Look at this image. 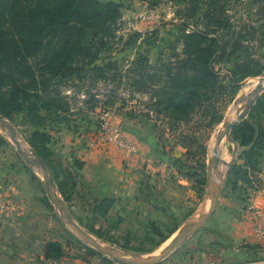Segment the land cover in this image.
<instances>
[{"label": "rangeland", "instance_id": "rangeland-1", "mask_svg": "<svg viewBox=\"0 0 264 264\" xmlns=\"http://www.w3.org/2000/svg\"><path fill=\"white\" fill-rule=\"evenodd\" d=\"M101 1L119 4L121 19L95 64L115 62L124 72L140 56H146L151 66L174 62L177 56L182 57V30L203 31L209 37L227 36L237 54L230 62L215 63L223 85L213 100L215 115L198 112L189 123H173V130L168 119L159 118L148 106L150 95L124 84L126 78L114 98L110 94L114 84L103 77L63 82L62 96L69 98L65 101L71 111L60 112L59 118L48 114L45 131L52 136L48 147L52 166L68 201L56 180L53 191L70 211L73 223L93 241L123 256L153 258L170 245L178 231L197 223L209 211L213 204L209 167L217 159V171H211L213 185L218 187L226 179L218 206L200 231L158 264H264V236L257 231V223L264 228V212H255V201H249L257 192H264V158L258 180H251L254 188L248 191L247 184L239 180L245 173L240 159L245 149L234 140L233 131L232 140L225 137L220 144H224L228 162L235 160L234 166L228 171V163L221 173V161L211 154L212 146L220 145L217 141L226 124L236 119V114L230 117L233 111L238 115L244 109L264 79V0H161L156 4L153 0ZM136 32L140 37L134 39ZM241 63L243 73L260 74L233 86L229 73ZM103 115L121 129L123 145L102 139ZM218 116L221 122L214 123ZM10 122L19 132L20 141L33 149L29 141L34 129L24 115ZM0 136V180L5 185L16 181L26 200L20 203L10 196L11 192H0L11 208L0 215V264H47L42 254L45 245L54 241L65 248V264H128L91 246L69 223L65 211L52 202L43 173L24 161L2 128ZM87 144L92 148L111 147L118 153L107 159L105 197L98 188L100 180H96L97 188L89 189L91 184L77 175L83 167L78 169L75 162H83L76 150ZM128 148L133 149L131 155ZM112 159L118 160L119 166ZM235 166L241 169L233 170ZM105 198L113 200L112 209L108 216H95L96 205ZM23 204L31 205L30 214L17 215L16 208ZM12 218L18 224L13 221V226L5 227ZM127 236L135 247L159 246L151 253H135L111 241L123 244Z\"/></svg>", "mask_w": 264, "mask_h": 264}, {"label": "trees", "instance_id": "trees-1", "mask_svg": "<svg viewBox=\"0 0 264 264\" xmlns=\"http://www.w3.org/2000/svg\"><path fill=\"white\" fill-rule=\"evenodd\" d=\"M153 1L156 4L161 0ZM120 7L101 0H0V115L10 121L24 115L34 129L29 144L52 169L66 201L64 185L52 166L48 148L52 136L45 131L48 114L59 118L60 112L71 111L65 101L69 98L62 96L63 82L103 77L114 84L110 89L114 98L126 78L124 84L150 95L148 106L159 118L168 119L173 130V123L184 120L189 123L198 112L215 115L213 100L223 89L215 63L230 62L237 54L235 44L227 36L209 37L203 31L182 30L183 53L174 62L161 61L151 66L146 56H140L124 72L115 62L95 64L121 19ZM133 37L139 38L140 33H134ZM243 67V63L236 64L229 73L231 85L260 74L243 73ZM218 122L220 116L214 118V123ZM233 137L245 149L240 157L245 173L239 180L247 184L249 191L254 188L251 180H258L264 158V94L248 118L233 129ZM75 165L78 169L83 167L80 161ZM113 205L112 199L105 198L96 205L93 214L108 216ZM111 241L135 253H151L159 246L135 247L129 236L123 244ZM44 257L60 261L67 254L63 244L54 241L45 245Z\"/></svg>", "mask_w": 264, "mask_h": 264}, {"label": "water", "instance_id": "water-1", "mask_svg": "<svg viewBox=\"0 0 264 264\" xmlns=\"http://www.w3.org/2000/svg\"><path fill=\"white\" fill-rule=\"evenodd\" d=\"M264 82V79L261 80V83ZM264 92V87L259 85V87L255 90L253 93L254 95L252 98L249 100V102L245 105L244 109H242L236 118L235 121L231 122L228 124L226 127V131L222 133L220 138L218 139V144H220L224 138L226 137L229 140H232L231 133L233 129L242 121H244L250 114L252 108L258 101V99L261 97L262 93ZM0 128H2L4 131L8 130L9 131V137L11 141L15 144L19 154L21 157L24 159V161L33 167H38L42 169L43 175L46 180V186H47V191L52 198V195L54 194L57 198V202H53L57 208L63 209L67 215V219L69 220V223H71L78 231L79 233L83 236V238L93 247L97 248L101 252H103L105 255H110L114 256L115 258L128 263V264H158L165 260L168 256H170L179 246H181L184 242H186L191 236L196 234L198 231H200L204 225L207 223L211 215L214 213L216 207L219 204L220 196L223 187L226 184V179L225 177L221 180V183L218 185V187L213 185L212 178H211V171H214L217 169V166L219 164V161L217 159H213V163L209 167V181H210V186L213 191V204L210 207L209 211L204 214L200 220L177 232L176 237L173 239V241L170 243V245L163 250L159 255L153 257V258H127L124 257L121 253H119L116 250L109 249L106 247H103L101 244L97 243L96 241H93L87 234L81 232L79 230V227L73 223L71 213L68 210V208L61 202L60 198L58 197L57 193L53 191V188H55V179L52 170L49 168V166L37 155V153L33 150L28 148L27 150H24L22 146L19 144L17 141V137L20 136L19 132L17 131L16 127L5 117L0 115ZM235 143V142H234ZM237 147L235 148L234 151V156L236 154ZM235 160L231 161L228 164V171L234 166ZM217 171V170H216Z\"/></svg>", "mask_w": 264, "mask_h": 264}, {"label": "crops", "instance_id": "crops-1", "mask_svg": "<svg viewBox=\"0 0 264 264\" xmlns=\"http://www.w3.org/2000/svg\"><path fill=\"white\" fill-rule=\"evenodd\" d=\"M76 151H77L76 156L84 164L81 171L79 173L77 172V175L80 174V175H83L85 177V180L89 184H91V187L89 189L97 188L96 187V184H97L96 180L97 179L100 180V186L98 188L101 189V191L103 192V195H104L103 197H105L106 196V194H105L106 193V186H105L106 184L104 183L105 179H103V178H105L107 176V169H105L106 166H109L107 159H111L112 156H118V153L116 152L115 149H113L111 147L102 149V148H99V146H96V147L92 148L91 145H89V144H87L86 146H79V148ZM111 161H113L114 163H116L117 166H119L117 164V162H119L118 160L116 161L115 159L114 160L112 159ZM0 167H1V165H0ZM262 177L264 179V174L262 175ZM16 186H17L16 181H10V183L5 185L0 180V192L5 191L6 195L8 192H11L10 196L12 198L14 197L15 199H17V201H20V203H22V202L24 203V201H26L24 198V195H23V193L19 192V188L17 189ZM254 201L253 202L256 204L255 206L257 207V208H254L255 212L261 211L263 209V211H261V213H263L264 212V192H262V191L257 192L255 195ZM30 206L31 205L23 204L22 206L17 207L16 208V214L19 215V213H20L24 216H26L25 214H30L29 213L31 211ZM251 215H254V213H251ZM13 221L16 222L15 224H18V222H17L18 220H16V218H12L11 222H8V224L6 223L4 226L5 227H6V225L7 226H13V223H12ZM20 231H21V229H20ZM249 235L251 236V239L254 240L253 232L250 231ZM42 260H44L45 263H47V264H65V260H67V258L65 257L60 261H51V260L45 259L44 254H42Z\"/></svg>", "mask_w": 264, "mask_h": 264}, {"label": "built area", "instance_id": "built-area-1", "mask_svg": "<svg viewBox=\"0 0 264 264\" xmlns=\"http://www.w3.org/2000/svg\"><path fill=\"white\" fill-rule=\"evenodd\" d=\"M101 135L102 139L105 140V142L115 143L119 145H123V136L121 129H119L117 126L113 124V121L108 117V115H103L101 117ZM127 152L129 155L133 152V149L128 148ZM250 202L254 201V198L249 199ZM10 201L5 198L2 194H0V215L3 213H7L10 210ZM258 214H262L258 212ZM264 228L262 225L257 223V231L261 236H264Z\"/></svg>", "mask_w": 264, "mask_h": 264}, {"label": "bare ground", "instance_id": "bare-ground-1", "mask_svg": "<svg viewBox=\"0 0 264 264\" xmlns=\"http://www.w3.org/2000/svg\"><path fill=\"white\" fill-rule=\"evenodd\" d=\"M261 86L264 87V82L261 83ZM254 91H255V90H254ZM254 91L251 93L249 99H251L252 96L254 95V94H253ZM235 114H236V116H238V115H237V112L233 111V116H230V117H235ZM236 118H237V117H236ZM233 119H234V118H233ZM235 120H236V119H235ZM235 120H234V121H235ZM231 122H233V121L228 122V123L226 124V126H228V124H230ZM8 133H9V131H8V130H5V134H6L7 136H9ZM17 141L19 142V144L22 146V148H23L24 150H27V151H28L27 146H26L24 143H22V142L20 141L19 137H17ZM223 147H224V144H220V145H218V147H217L216 145H213L212 148H211V154H212V155L215 154L216 158H218V159L221 161V163H222L221 168H220L221 173H224V172L226 171L227 164L229 163L228 160H227V158H226V152H225V150H224ZM34 168H36V170H37L38 172L43 173L41 168H38V167H34ZM216 176H217V175H216ZM51 199H52L53 202H57V198H56V196H55L54 194L52 195V198H51ZM124 257L131 258V257H128V256H124Z\"/></svg>", "mask_w": 264, "mask_h": 264}]
</instances>
